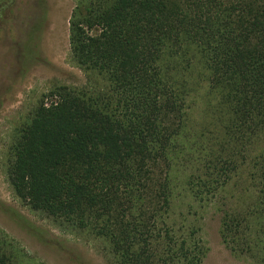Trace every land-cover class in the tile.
<instances>
[{
    "label": "trees",
    "instance_id": "obj_1",
    "mask_svg": "<svg viewBox=\"0 0 264 264\" xmlns=\"http://www.w3.org/2000/svg\"><path fill=\"white\" fill-rule=\"evenodd\" d=\"M67 60L86 81L15 132L14 196L109 264H205L186 189L264 264V0H80ZM29 257L0 230V264Z\"/></svg>",
    "mask_w": 264,
    "mask_h": 264
},
{
    "label": "rangeland",
    "instance_id": "obj_2",
    "mask_svg": "<svg viewBox=\"0 0 264 264\" xmlns=\"http://www.w3.org/2000/svg\"><path fill=\"white\" fill-rule=\"evenodd\" d=\"M79 2L0 0V230L27 251L30 257L25 264H109L94 242L64 232L32 212L14 196L6 174L12 138L42 95L57 84L86 81L84 73L67 60L70 19ZM183 193L185 207L194 202L196 216L188 220L201 226L208 247L205 264H263L255 255H236L224 244L219 202L201 203L186 189Z\"/></svg>",
    "mask_w": 264,
    "mask_h": 264
}]
</instances>
